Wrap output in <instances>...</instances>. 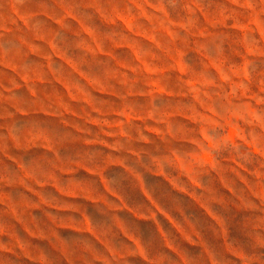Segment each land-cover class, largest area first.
Returning a JSON list of instances; mask_svg holds the SVG:
<instances>
[{
  "label": "rangeland",
  "instance_id": "obj_1",
  "mask_svg": "<svg viewBox=\"0 0 264 264\" xmlns=\"http://www.w3.org/2000/svg\"><path fill=\"white\" fill-rule=\"evenodd\" d=\"M0 264H264V0H0Z\"/></svg>",
  "mask_w": 264,
  "mask_h": 264
}]
</instances>
